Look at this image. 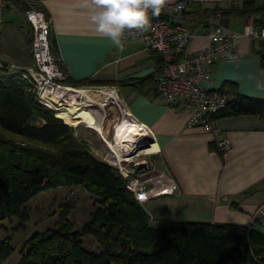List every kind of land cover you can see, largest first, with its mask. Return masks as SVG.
<instances>
[{
    "label": "trees",
    "instance_id": "trees-1",
    "mask_svg": "<svg viewBox=\"0 0 264 264\" xmlns=\"http://www.w3.org/2000/svg\"><path fill=\"white\" fill-rule=\"evenodd\" d=\"M13 1L22 11L30 6L22 0ZM189 4V9L182 12L200 18L216 12L251 15L257 28L264 23V5L255 0L224 7L215 3L211 8H200L192 0ZM37 7L50 17L46 8ZM48 39L52 56L64 70L51 23ZM150 50L156 55L158 71L162 57L158 51ZM257 54L264 66V43ZM25 71L11 68L7 61L0 66V220L15 217V227L24 228L30 219L26 201L59 185L84 186L94 198L93 210L80 229H75L67 217L71 205L63 200L58 205L57 224L28 235L17 264H228L229 260L264 264V239L257 227L168 219L151 223L150 214L134 199L117 169L93 155L85 140L73 136L70 125L37 101L34 89L22 74ZM153 81V73L125 80L91 76L75 79L68 74L65 80L75 87L112 86L117 82L133 89L144 86L157 95ZM216 91L231 92L234 98L211 118L257 113L264 119V98L240 94L229 81ZM209 147L215 148L213 142ZM84 235L95 239L97 252L83 246ZM15 249L10 235L0 238V262Z\"/></svg>",
    "mask_w": 264,
    "mask_h": 264
},
{
    "label": "crops",
    "instance_id": "crops-1",
    "mask_svg": "<svg viewBox=\"0 0 264 264\" xmlns=\"http://www.w3.org/2000/svg\"><path fill=\"white\" fill-rule=\"evenodd\" d=\"M22 1L29 7L41 5L49 11L60 61L72 78L91 76L125 80L151 73L154 77L157 72L156 55L144 48L143 40L139 37L122 40L120 33L127 4H149L160 0ZM192 1L199 3L200 8H211L215 3L224 7L242 0ZM255 2L264 5V0ZM10 4L2 8L0 0V64L7 61L10 66H15V70H20L27 64L18 59L26 61L27 54L31 66L33 64L31 30L24 20L28 47L21 49L19 55L14 54L18 40V34L16 36L14 32L16 26L10 20H4L5 13L11 10ZM188 15L192 19L185 23L192 32L187 41L189 50L208 44L209 34L216 24L241 31L246 22L253 21L251 15L216 12L205 13L201 18L192 13ZM194 18L199 21H193ZM263 43V39L240 36L234 48L236 55L206 64L200 84L216 90L223 82L229 81L240 94L264 98V66L257 54ZM72 87L76 90H111L116 99L114 102L115 96L111 98L105 107L106 112L112 104H122L133 122L134 119L143 122L152 131L153 141L148 139L144 147L149 150L158 148L153 155L154 164L171 174L177 186L173 194L141 203L153 218L151 223L168 219L248 225L252 218H257L254 213L264 199V119L260 115L246 113L213 118L218 126L217 134L213 135L200 126H188V111L175 101L154 95L149 87L133 89L129 85H119V82L112 86ZM139 131H134L132 137L137 134L144 139L145 134ZM221 139L230 143L222 156L216 150V141ZM211 142L214 149L209 147ZM137 148L140 152L139 145H134L133 151Z\"/></svg>",
    "mask_w": 264,
    "mask_h": 264
},
{
    "label": "built area",
    "instance_id": "built-area-1",
    "mask_svg": "<svg viewBox=\"0 0 264 264\" xmlns=\"http://www.w3.org/2000/svg\"><path fill=\"white\" fill-rule=\"evenodd\" d=\"M8 1L1 0V7H5ZM189 3L190 0H160L149 4H127L121 38L139 37L147 48L157 50L162 57V64L153 77V91L157 96L175 101L187 110L188 126L197 125L205 131L217 134L218 126L211 122L213 118L210 116L234 96L232 93L209 91L203 87L200 80L204 67L219 58L234 57L235 44L240 36L264 39V23L257 28L250 20L243 25L241 31L216 24L211 33V44L189 50L185 48V44L192 32L177 16L180 10L189 8ZM23 16L31 30L30 52L33 64L22 74L34 89L37 101L46 107L50 106L48 108L55 114L53 107L56 106L51 101L49 104L47 100L58 87H68L69 84L65 82L68 74L59 67L50 51V18L45 16L42 9L33 7L25 9ZM134 121L137 129L153 140V133L146 124L135 119ZM142 142L145 144L147 141ZM229 147L230 143L225 139L216 141V150L225 152ZM157 149L141 153L142 158L132 163V166H122L124 164H118L119 160L105 158L109 165L119 171L138 202L170 195L177 186L171 174L155 166L153 155ZM140 163L144 165L139 166ZM254 215L257 218H252L247 226L255 228L260 224L264 239V199L258 204ZM262 250L264 251V242Z\"/></svg>",
    "mask_w": 264,
    "mask_h": 264
},
{
    "label": "rangeland",
    "instance_id": "rangeland-1",
    "mask_svg": "<svg viewBox=\"0 0 264 264\" xmlns=\"http://www.w3.org/2000/svg\"><path fill=\"white\" fill-rule=\"evenodd\" d=\"M9 3H11L10 4L11 10L8 13H5L6 16L4 20L5 22L10 20L12 24L16 26L14 32L16 33V36L18 34V40L16 41L17 49L15 48L14 54L19 55L21 53V49L26 50V48L28 47L27 46L28 34L26 32V25L24 23L25 19L22 16V13L24 14L25 10L22 11L20 7L18 6V4L15 3L13 0H10L7 4ZM33 8H36V7H33ZM6 25H8V23H6ZM14 32H12V34L15 37ZM25 56L27 57L26 61H23V59L21 60L18 59V61L22 62V64L24 63L27 64L24 67H22L23 69H26L27 71V68L29 67L30 62L28 59L29 58L28 54ZM11 68L14 69L15 66H12ZM208 90L212 91L211 89H208ZM107 107L108 106H106V108ZM90 108H91L92 113L97 111L96 107L94 106H90ZM107 110L109 111V108ZM209 119L211 120V118ZM211 122L215 126H217L212 120ZM116 123H117V118L113 120V122L110 124V127H108L107 124L105 125L106 130H107L105 132V136L109 140H111L113 137V129L115 128ZM71 131L74 137L78 139H83L87 142L89 149L93 155H95L96 157L100 159L105 160L106 162H107L106 159H110L109 156L107 155L108 151L105 148L106 147L104 144L105 141H102L100 137L95 133V131L91 130L89 127L84 126L82 124H79L77 126H72ZM134 144L135 143H133V145ZM138 144L139 146H141V151L143 153L148 152L149 149H147V147H144V144L142 141H138ZM138 144H135V145L138 146ZM138 151L139 150L137 148L136 151L134 150L131 153H129L128 155H132L133 157L131 156L130 159L122 163L124 164L122 166H126V165L132 166L133 165L132 163L140 160L142 158V155H140L142 152L141 151L138 152ZM93 198L94 197L92 196V194L89 191H87V189L84 186L59 185L56 187L44 189L40 191L38 194H36L35 196L28 199L25 203V207L29 211L30 219L25 224L24 228L22 227L20 229H17L15 227L18 223V220L15 217H12L11 219L5 218V219L0 220V238L6 235H10L11 241L15 245V248H16L4 260H2L0 264H17L19 257H20V249L22 246V242L25 240V238L28 235H30L32 232H34L35 230L41 231L46 227H51L57 224L59 220L58 205L63 200H68V202L71 205V212L67 215V217L73 223V226L75 229H80L83 222L87 219L88 213L93 210V204H92ZM139 203L142 206V208L145 209L144 206L141 204L142 202H139ZM152 219L153 218L151 217V220ZM152 223H154V221H152ZM260 227L261 225L258 224L257 228L260 229ZM81 239H82V244L85 248L97 252L98 244L91 235H84L82 236ZM228 263L237 264L233 260H229Z\"/></svg>",
    "mask_w": 264,
    "mask_h": 264
},
{
    "label": "bare ground",
    "instance_id": "bare-ground-1",
    "mask_svg": "<svg viewBox=\"0 0 264 264\" xmlns=\"http://www.w3.org/2000/svg\"><path fill=\"white\" fill-rule=\"evenodd\" d=\"M188 9L189 8H186V10ZM182 10H180L177 13V16L185 24L186 21L188 22L192 19H190L191 17L188 14L183 13ZM193 21H199V18L198 19L194 18ZM212 31L209 34L210 42L203 47H206L209 44H211ZM120 38H121V33H120ZM122 40H127V39H122ZM144 48L150 50V48L146 47L145 43H144ZM185 48L187 49V43L185 44ZM67 86L68 87H58L52 93V96L47 100L49 104H51L50 103L51 101L56 106V107L51 106L55 108V114L54 112L53 114L56 117L60 118L65 124H68L71 127L82 124L84 126L89 127L91 130L95 131V133L100 137V139L102 141H105L104 142L106 146L105 148L108 151L107 155L111 160H117V161L119 160L118 164L122 165L123 162H126L128 159H130L132 155H128V154L133 151L134 145L138 144V141H140L141 139H142L141 141L148 140V137L144 132H143L145 134L144 139L139 138L137 134H135L132 137L133 132L137 131L138 129L137 126L135 125V122H133L132 119L128 116L126 108L122 104L118 105L116 103V105H114L111 103L112 106L109 108V111L106 112L105 107L108 103H110V100H112L111 98L115 96V98L113 99L114 101L116 99V95L114 92L107 89L106 90L104 89L102 91L87 90V89L76 90L74 87L70 85ZM90 106L96 107L97 111L92 113ZM115 118H117V123L115 125V128L113 129V137L111 140H109L105 136V132L107 131L105 125L107 124L108 127H110V124L113 122ZM136 136L137 138H135ZM152 141L149 142L151 145L153 144ZM133 143L135 144L133 145ZM153 150L154 149L152 147V149L148 151H153Z\"/></svg>",
    "mask_w": 264,
    "mask_h": 264
},
{
    "label": "water",
    "instance_id": "water-1",
    "mask_svg": "<svg viewBox=\"0 0 264 264\" xmlns=\"http://www.w3.org/2000/svg\"><path fill=\"white\" fill-rule=\"evenodd\" d=\"M2 64L4 65L5 64V61H2ZM143 165V163H140L139 166Z\"/></svg>",
    "mask_w": 264,
    "mask_h": 264
}]
</instances>
